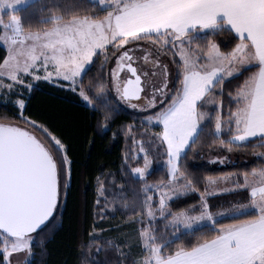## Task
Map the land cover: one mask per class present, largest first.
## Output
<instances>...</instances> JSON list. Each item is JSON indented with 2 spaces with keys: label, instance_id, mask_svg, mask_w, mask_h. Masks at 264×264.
<instances>
[{
  "label": "trees",
  "instance_id": "obj_1",
  "mask_svg": "<svg viewBox=\"0 0 264 264\" xmlns=\"http://www.w3.org/2000/svg\"><path fill=\"white\" fill-rule=\"evenodd\" d=\"M109 11L92 0H35L23 8L5 12L3 19L12 34H26L49 30L61 21L103 19ZM192 35L193 32L189 36ZM158 36L132 39L123 47L119 44L125 39L121 38L95 55L79 84L90 105L78 93L67 89L65 82L60 86L46 81H40L22 97L26 103L22 112L14 100L0 101V123L33 131L50 149L59 169L60 201L56 217L44 229L29 235L33 252L29 264H137L143 254L129 251L128 241L145 228L151 230L153 243L165 260L211 242L221 235L222 227L256 220L259 216L248 213L189 231L175 229L170 223L177 212L190 209L192 215L201 213L200 207L197 208L199 196L206 194L209 179L231 176L243 187L246 176L264 170V137L242 144L234 143L232 138L236 128L234 113L240 107L235 98L261 69L251 65L236 77L216 82L198 103V111L206 118L179 160V178L174 181L191 192L169 202V212L162 218H149L150 185L171 181L160 126L151 125L147 119L165 110L180 94L181 73L175 69L180 60L170 53L169 46H164L163 50L173 56L175 84L166 99L155 93L156 104L148 102L147 88L140 99L123 98L121 103L108 91L107 83L113 59L121 53H133V45ZM240 42L242 39L226 22H219L218 27L199 32L192 45L199 49L195 53L201 62L210 44L227 55ZM176 45L173 46L178 48ZM6 55L0 44V68ZM218 115L222 120L220 134L216 133ZM139 148L147 152V157H136ZM219 154L228 156V160L219 161L216 158ZM148 157L152 160L150 173L137 179L133 172L145 167ZM212 200L210 197L209 203ZM154 207L157 208V203ZM0 233V264H6L3 240L9 236Z\"/></svg>",
  "mask_w": 264,
  "mask_h": 264
},
{
  "label": "rangeland",
  "instance_id": "obj_2",
  "mask_svg": "<svg viewBox=\"0 0 264 264\" xmlns=\"http://www.w3.org/2000/svg\"><path fill=\"white\" fill-rule=\"evenodd\" d=\"M32 1L35 0H0V44L5 48L7 54L0 68V101L14 100L15 104L22 112L26 104L22 97L27 95L32 87L40 83V81H46L60 86H63L65 82L66 85L64 86L67 87V89H70L74 93H78L85 104L90 105L89 98L86 97L81 86H79L80 80L92 63V59L89 60V58L95 54L100 45V48L105 50L110 44L120 40L122 33L119 34L120 32L118 31V34L111 35L114 28H109L105 24L107 21L100 24V26H103L101 31L97 29V31L93 30V32H89L88 29L84 28L82 31H79L77 27L73 25H85L89 23V20L84 18L73 19V21L68 24V21L57 22L49 30L38 33L26 32V34H12L6 28L3 14L23 8ZM92 1L100 3L104 9L107 7L111 9L119 2V0ZM257 3L258 1H256L253 6H257ZM236 9L237 12L233 14H236V16L234 15L235 18L241 21L242 16L245 17L246 15L245 10L242 6L238 8L237 3ZM259 10V8L258 11L257 8H254L255 22L260 21L257 17H262L261 19L264 18V14L262 16H257ZM90 22H93V20H90ZM219 22L225 21L219 20L216 23ZM226 25L228 26L227 23ZM93 26H95L94 23ZM255 26L256 24L254 27ZM216 27H218V24L214 28ZM254 27L251 26L250 28L254 29ZM258 30L259 32H257L255 39L253 37L249 43L243 40V42H240L241 45L239 44L240 47L238 46V50L236 49L233 53L227 55L222 54L217 45L210 44L209 50L205 53L201 62L195 53V51L199 49L192 45L194 38L199 35V30H195L193 32L194 35L191 37L185 35L174 41L170 40L171 37L166 38L160 36L144 40L143 43L133 45L132 49L134 52L131 53V59L135 60L143 77H147L148 79V91L145 92V94L147 93L150 95L148 98H153L156 96V91L160 90L161 98L166 99L175 84V69L178 71L180 70L181 79H183V73L189 72L192 69L204 75L209 70L217 68L222 73L221 80H228L236 77L243 69L251 67V65L261 66V73H263L264 23L261 22V26H259ZM138 38L141 37H131V39ZM128 41L132 40L125 39L119 44L120 47L126 46L125 44ZM174 43H177L176 46H178V48L173 46ZM164 46H169L171 49L170 53L176 55L180 60V64L176 65L175 69L173 66V56L169 53L167 54L165 50H163ZM91 51L94 52L92 55ZM81 54L84 55L83 58L80 56ZM126 55L127 53H121V56L112 60L109 71V81L107 83L108 91L118 98L121 103L124 101L121 96L123 87L122 81L125 80L127 72L123 70V65L121 66L120 63H122V59H125ZM258 77L259 71L252 77L251 81L244 86L239 96L235 98V100L240 102V108L235 113L234 118L240 119L241 114H245L244 120L248 118L246 112L251 111V107H249L251 104L250 101L252 99V94L256 90L257 82L260 79ZM181 96L182 94L179 96L177 95L170 103L181 104ZM154 104H156V101H154ZM126 105L130 106L128 103ZM132 105L134 104L132 103ZM139 105H142V103ZM168 107L160 111L157 115L148 117L147 122L154 126H160L161 129V125H163L161 123V114L165 112ZM196 116L198 125L206 118L200 111L196 113ZM221 124L222 120L220 115H218L216 121L217 134L222 132ZM183 125L184 122L180 126H177L176 121H172L170 129H172L173 132H178V129H181ZM160 137L162 138V129ZM234 141H237V139H234ZM135 152L136 157L143 155L147 157V152H145L144 149L139 148ZM216 158L219 161H226L229 157L219 154ZM144 164L146 165L145 167H138L133 172L134 177L137 179H144L150 173L152 168L151 158L148 157ZM165 164L169 169L170 179H173V182L176 181V179L179 178L177 175L178 166L172 167L168 159ZM260 171L262 170H257L253 174L248 175L250 177L246 176L248 179L246 180V185L243 187L237 185L231 176L209 179L206 194L199 196L201 199L197 208L200 207V210H202L201 213L192 215L189 213L190 209L189 211L177 212L170 221L171 226L175 229H181L182 231H189L201 226L214 225L225 218H234L237 216H244L248 213L262 212L264 210V196L251 197L249 191V188L252 187V185H256L258 181V174L255 173H260ZM173 182L170 184H168V182L153 186L150 185L149 190L151 188L152 191L151 194H148L147 198L149 200L147 212L151 220L159 217L162 218L166 215L169 212L167 205L169 202L173 201L174 198L184 196L191 192V189L179 186ZM210 197L213 198L212 203H209ZM156 203L157 208L154 207ZM153 240L154 237L149 228L140 229L133 239H129L127 246L128 250H138L143 254L138 258L137 264H179L181 262L180 258H177L179 260L175 259L172 261L171 259L169 260V258L165 260L161 258L160 248L155 246ZM3 241H5L3 253H5L6 256V264H29L31 262L33 257V252L31 251L32 240H30L28 235L25 237L9 236V238ZM261 258L264 260V256ZM173 261L176 262L172 263ZM189 261H192V259L186 260V263ZM194 264H199V261L196 260Z\"/></svg>",
  "mask_w": 264,
  "mask_h": 264
},
{
  "label": "crops",
  "instance_id": "obj_3",
  "mask_svg": "<svg viewBox=\"0 0 264 264\" xmlns=\"http://www.w3.org/2000/svg\"><path fill=\"white\" fill-rule=\"evenodd\" d=\"M256 1H258L257 6L261 3L259 7L253 6ZM236 3L238 8L242 6L245 10L246 15L242 16L241 21L235 18L236 14H233L237 12ZM262 4H264V0H119L113 8L108 7L110 11L107 17L96 20L88 19L89 23L85 25L73 26L77 27L79 31H82L83 28L88 29L89 32L97 31V29L101 31L103 26L100 24L107 21L105 24L109 28H114L111 35L118 34V31L119 34L122 33L120 39L132 40L131 37L143 38L144 36L162 35L170 36L174 41L181 36L190 35L195 30L202 32L214 29L219 24L216 22L223 20L242 39V42L246 40L249 43L253 37L255 39L261 22L264 23V18L257 17L264 14V5ZM254 8H257V11L258 8L260 9L256 16L260 21L255 22L254 20ZM251 26L254 29H251ZM240 45L238 46L240 47ZM100 46L95 54L103 50ZM93 53L91 51V55ZM94 55L89 60H93ZM80 56L84 57L83 54ZM261 72L262 69L259 70L258 78L260 79L250 101L251 111L246 112L248 118L244 120L245 114H241L240 119L234 118L236 128L232 138L233 141L237 139L234 141L236 144L264 137V72ZM221 74L217 68L209 70L204 75L194 69L183 73L179 94H182V103L179 105L170 103L168 109L161 114L162 140L165 142L168 160L172 167L179 166V160L195 140L200 129L196 121L198 103L216 82L221 80ZM172 121H176L177 126L183 122L184 125L178 129V132H173L170 129ZM255 174H258V181L256 185L249 188L250 196H264V170ZM248 177H245L244 185H246ZM170 181L173 182V179ZM257 213L259 216L256 220L222 227L221 235L216 239L202 244L194 250L179 252L169 260L180 258L179 264H194L196 260L199 261V264H263L264 260L261 257L264 256V210ZM189 259L192 261L186 263V260ZM174 262L176 261L172 263Z\"/></svg>",
  "mask_w": 264,
  "mask_h": 264
},
{
  "label": "water",
  "instance_id": "obj_4",
  "mask_svg": "<svg viewBox=\"0 0 264 264\" xmlns=\"http://www.w3.org/2000/svg\"><path fill=\"white\" fill-rule=\"evenodd\" d=\"M126 56L122 96L138 100L148 79ZM59 191L57 162L44 142L25 127L0 123V232L25 237L44 229L56 217Z\"/></svg>",
  "mask_w": 264,
  "mask_h": 264
},
{
  "label": "flooded vegetation",
  "instance_id": "obj_5",
  "mask_svg": "<svg viewBox=\"0 0 264 264\" xmlns=\"http://www.w3.org/2000/svg\"><path fill=\"white\" fill-rule=\"evenodd\" d=\"M128 54V53H127ZM128 56H125V59H122L123 61H122V63H120V65L122 66H124V64L127 62L128 63ZM124 62V63H123ZM122 66V67H123ZM123 70L125 71V72H127L126 71V69H124V67H123ZM130 76V74H129V72H127V74H126V78H125V80L128 78ZM125 80H123L122 81V83L125 81ZM145 92V91H144ZM158 94H160L161 95V91L160 90H158V91H156ZM151 93H154V92H151ZM143 94V93H142ZM159 98H161V96H158ZM153 98H157V96H154ZM153 98H148L147 100H148V102H152V103H154V99ZM151 99V100H150ZM158 99V98H157Z\"/></svg>",
  "mask_w": 264,
  "mask_h": 264
}]
</instances>
